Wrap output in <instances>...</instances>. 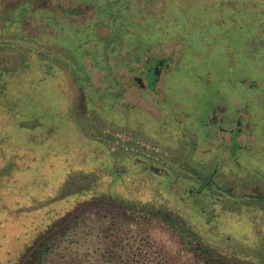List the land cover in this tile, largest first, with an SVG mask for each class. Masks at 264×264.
Instances as JSON below:
<instances>
[{"label": "rangeland", "instance_id": "374dc122", "mask_svg": "<svg viewBox=\"0 0 264 264\" xmlns=\"http://www.w3.org/2000/svg\"><path fill=\"white\" fill-rule=\"evenodd\" d=\"M79 1L0 0V264H260L264 0ZM126 10L165 14L161 31L125 25ZM154 53L175 61L155 98L157 116L172 115L161 122L142 114L133 82L123 100L112 81ZM220 76L221 108L249 123L239 139L254 149L192 195L201 164L188 146Z\"/></svg>", "mask_w": 264, "mask_h": 264}, {"label": "flooded vegetation", "instance_id": "af4514ba", "mask_svg": "<svg viewBox=\"0 0 264 264\" xmlns=\"http://www.w3.org/2000/svg\"><path fill=\"white\" fill-rule=\"evenodd\" d=\"M83 1H79V3L81 4ZM84 5L85 7L91 9V7H89L91 6L89 3L84 1ZM76 11V9L66 10L62 7L60 14L71 18L76 17ZM174 63L175 61H172L171 55H159L154 53L153 55L146 56V58L141 61V66L138 69V75H134L133 73L131 75V72L127 69L128 67L123 65L125 70L122 71V77L118 75L116 78L115 76L112 77V81L117 79L116 85L118 87V91H116L115 95H121L119 98H123L124 100V98L128 96L127 89H129V85L134 81V86L136 84L138 87L137 89L139 90L138 99L139 103L142 104V106H140L142 114L145 117H149L151 115L154 121L159 122H161V116L171 118L172 115L167 114L161 115L159 113L160 117L157 116L156 112H159V110L156 106L158 104L155 98L162 92V86L167 83L166 78L169 74H171ZM90 80L93 81L92 78H90ZM218 82L220 84L218 92L214 91L207 98L206 112L199 111L202 114L196 112L199 118L196 132L199 133L198 135L201 136L202 140H198V142L195 143L192 142L188 146L190 150L188 152V158L193 162L201 164V168H198L200 171H193L190 175L192 181L196 182L195 189H188V193L192 195L200 194L203 189L207 190L211 188V180L217 173L219 163L225 160L226 162L230 160L234 164L233 166L237 167V155L239 151H249V149H254L253 145L250 147L247 144L242 143L239 139L241 132L246 133L249 129H251L249 123L244 125L245 129H243L241 117L236 113L237 111H232L231 113L226 114L225 109L221 108V76ZM201 84L202 88L205 86L209 87L210 82L207 77H204ZM202 96V94H197L195 99H190V103L192 104L196 102ZM124 102L126 106H130V102L123 101V105ZM175 104L176 101H174L169 108L171 111H175ZM150 105H153L155 109L149 111ZM164 125H166V120L163 123V126ZM222 133H227L229 138L226 139L225 136H221ZM201 147H208V149L200 150ZM206 163H212V166L210 168H206L202 165ZM202 194H207V192H203ZM253 195L256 196L255 198L257 200H263L264 192H255Z\"/></svg>", "mask_w": 264, "mask_h": 264}, {"label": "trees", "instance_id": "16d2710c", "mask_svg": "<svg viewBox=\"0 0 264 264\" xmlns=\"http://www.w3.org/2000/svg\"><path fill=\"white\" fill-rule=\"evenodd\" d=\"M84 2V1H83ZM86 3H89V5H92V1H90V2H86ZM91 10V9H90ZM97 12H98V10L94 13V14H97ZM124 12V11H123ZM76 16H81V15H79V14H81L80 12H78V11H76ZM93 14V15H94ZM123 14V13H122ZM137 14H140V13H138V12H136V13H132L130 10H126L125 12H124V18L127 20H125V21H123V23L126 25L127 23L131 26V27H136V28H141L142 27V25L143 24H145V25H147V24H149V26H151L152 24L154 25L153 27H151V28H153L155 31H158V30H160L161 31V28H162V25L164 24L163 23V21H162V19H165V17L164 16H161V15H165V14H162V13H160L161 15L159 16V14H158V12H156V11H154V12H150V13H148V14H144L143 16L144 17H140V15H137ZM63 17V20H64V23L65 24H67V25H77V23L76 22H72V23H70V22H67V17L66 16H62ZM179 17L180 18H184L185 17V14L183 13V12H180L179 13ZM178 17V18H179ZM92 18H93V16L89 19V20H92ZM113 21V20H112ZM85 23H86V21H84V23L83 24H78V26H84L85 25ZM44 24H45V22H44ZM94 24V23H93ZM50 27V26H49ZM90 27H92V23H90ZM52 29V28H51ZM52 31V33H54L53 32V29L51 30ZM138 33L137 32H135V31H133V34L132 33H130V37L131 38H133L134 36H136V38H138V37H140V40L142 39V38H144L145 36H144V33H141V34H139V36L137 35ZM42 36L41 37H39V38H42L43 37V42L44 41H52V40H56V38H54V37H49L51 34H49V33H47L46 32V34L44 33V34H41ZM45 35V36H44ZM170 36V35H169ZM180 36H181V34H180ZM85 37H86V35H85ZM183 43L184 44H186V46H187V44L189 45L190 44V41H187V39H186V36H183ZM156 42H163V39L161 38V39H158V40H156ZM15 44H16V42H15ZM160 44V43H159ZM0 45L1 46H3V44H1L0 43ZM144 44L141 46V48H143V50H144ZM145 48H147V47H145ZM148 49H145L144 51H147ZM29 58V57H28ZM138 57L136 56V58L135 59H137ZM25 63H28V60H25ZM112 68H113V66H111ZM28 70H30V69H27L25 72H23V74H27L28 73ZM97 71V70H99V71H102V69H96V67H94V70L91 72V78L94 76V71ZM129 70V69H128ZM6 71V69L5 68H0V78L2 77V75L4 74V72ZM33 71H36V69H35V67L33 68V69H31V72H33ZM102 76H101V79L103 80V77H105L104 75H105V72L104 71H102ZM123 72H121L120 73V75H118V74H116V75H113L112 77H114L115 76V78H116V76L118 75V76H121L122 77V74ZM21 75V74H20ZM120 77V78H121ZM19 78H23L22 76H20V77H18V79ZM24 78L27 80V81H29V79H28V77L26 76H24ZM102 80H101V82H102ZM132 81V80H131ZM1 82V81H0ZM114 83H115V85H116V82H117V79H114V81H113ZM133 83H135L134 81H133ZM101 84H103V82L101 83ZM101 84H99V85H101ZM135 86L137 87V85L135 84ZM101 87H103L102 85H101ZM138 88V87H137ZM3 85L2 84H0V91L3 93ZM119 96H121V95H118V97ZM127 98L128 97H125L124 99L125 100H127ZM125 103V102H124ZM258 260H259V263L260 264H264V257H262V258H260V257H258Z\"/></svg>", "mask_w": 264, "mask_h": 264}]
</instances>
